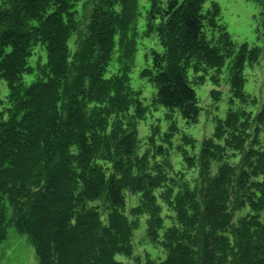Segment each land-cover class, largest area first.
Segmentation results:
<instances>
[{"label": "trees", "instance_id": "trees-1", "mask_svg": "<svg viewBox=\"0 0 264 264\" xmlns=\"http://www.w3.org/2000/svg\"><path fill=\"white\" fill-rule=\"evenodd\" d=\"M202 1L153 0L148 17L163 51L141 75L166 110L160 139L169 145L175 115L199 122L187 70L221 60ZM81 3L0 0V81L8 88L0 98V199L5 192L39 264H126L118 256L139 264L133 239L141 219L148 242L165 253L159 261L146 255V264H264V178H256L264 176V156L248 155L243 166L242 113L229 114L223 146L205 141L199 157L187 159L197 180L169 175L168 151L155 144L158 127L148 142L162 161L151 162L149 150L139 154L136 127L148 107L130 84L136 0H95L85 35ZM117 50L118 72L106 77ZM237 158L240 167L231 162ZM131 198L138 200L129 209ZM3 204L0 242L11 223Z\"/></svg>", "mask_w": 264, "mask_h": 264}, {"label": "rangeland", "instance_id": "rangeland-1", "mask_svg": "<svg viewBox=\"0 0 264 264\" xmlns=\"http://www.w3.org/2000/svg\"><path fill=\"white\" fill-rule=\"evenodd\" d=\"M159 2L166 6L168 0ZM152 3L153 0H136L134 23L131 32L128 33L129 39L134 36L136 40L130 84L135 92L140 93L144 106L148 107L145 118L136 127L139 154L149 150L151 162L162 161V156H152L153 147L148 142L153 134V127H158L159 133L156 135L155 144L163 145L167 149L169 163L172 166V169H166V172L172 176L181 173L186 180H197V171L189 166L187 159L199 157L205 141H214L215 144L223 146L230 136V127L227 124L229 114L242 113L239 119L243 121V166L248 155H254L252 161L259 154L264 156V0L202 1L203 14L209 13L213 18L212 25L206 28L207 38L212 48L221 56V60L215 66L202 62L187 70V77L199 102V122L187 124L179 115H175L178 132L173 137L171 145L160 139L170 123L165 118L166 110L155 104L156 90L149 80L141 75L145 69H152L153 52L163 51L157 32L148 30V25L151 24L148 17ZM94 4L95 0H82L79 6L80 35H85L88 30ZM116 10L120 11L121 7L117 6ZM35 53L36 57L38 53L45 60L44 49L37 47ZM118 56L117 50L108 66L106 77L117 74ZM36 57H33V60ZM235 65H240V72L236 75ZM194 66H197V70ZM0 93V98H6L8 95V88L3 81H0ZM218 132H221L219 138ZM231 162L238 163L239 158ZM261 164L263 165V161ZM241 165L239 162L237 166ZM215 172L213 170V173ZM258 177L264 178L263 174L256 176ZM5 196L4 192L0 202L7 206V218L11 223L7 227L5 238L0 242V264H39L34 247L28 238L22 236L15 228L12 221L18 214L12 213L13 207ZM137 200L129 199L128 208H133ZM246 213L248 209L236 213L234 222ZM261 217L264 219V212ZM133 250L134 258L140 260L139 264L147 263L146 255L157 261L165 258L162 249L148 242L145 219H141L140 227L134 234ZM117 260L126 264L134 262L133 259L129 261L123 256H118Z\"/></svg>", "mask_w": 264, "mask_h": 264}]
</instances>
